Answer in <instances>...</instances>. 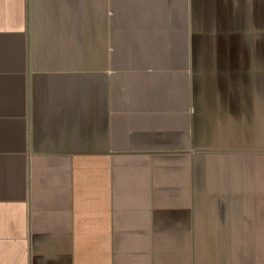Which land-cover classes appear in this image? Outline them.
<instances>
[{
    "label": "crops",
    "instance_id": "0c3cea01",
    "mask_svg": "<svg viewBox=\"0 0 264 264\" xmlns=\"http://www.w3.org/2000/svg\"><path fill=\"white\" fill-rule=\"evenodd\" d=\"M0 264H264V0H0Z\"/></svg>",
    "mask_w": 264,
    "mask_h": 264
}]
</instances>
